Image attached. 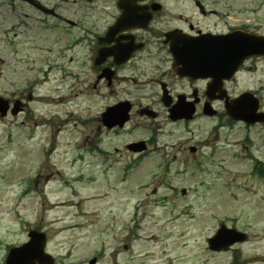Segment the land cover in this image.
<instances>
[{
  "label": "rangeland",
  "instance_id": "rangeland-1",
  "mask_svg": "<svg viewBox=\"0 0 264 264\" xmlns=\"http://www.w3.org/2000/svg\"><path fill=\"white\" fill-rule=\"evenodd\" d=\"M64 1L62 14L103 23ZM13 7L0 0V96L25 109L0 119V264L30 229L46 234L54 264L92 256L97 264H264V177L252 172L253 158L264 165V128L250 131L248 145L239 126L216 138L215 120L186 128L163 116L154 123L173 134L158 136L160 151L139 159L126 145L148 131L98 134L100 112L122 97L118 87L97 96L83 47L64 49L73 37L62 24L45 29L32 10ZM131 122L151 123L136 114ZM220 223L246 232V242L210 251L206 240Z\"/></svg>",
  "mask_w": 264,
  "mask_h": 264
},
{
  "label": "flooded vegetation",
  "instance_id": "flooded-vegetation-1",
  "mask_svg": "<svg viewBox=\"0 0 264 264\" xmlns=\"http://www.w3.org/2000/svg\"><path fill=\"white\" fill-rule=\"evenodd\" d=\"M119 1H70L72 5L89 10L88 18L94 14L105 17L103 23L90 26L89 21L84 20L83 25L84 44L88 43L84 54L92 74L87 85L99 92L97 96L105 97L106 91L118 87L122 96L119 100L129 101L139 114L142 107L153 110L151 106L156 102L162 105L161 97L165 92L171 105L181 101L183 96L185 101L196 100L194 105L198 110L209 103L216 109L217 116H222L225 102L231 104L245 94L243 107L248 110L256 107V113H264V12L261 14L264 2L241 7L217 0H178V3L175 0H142L130 4ZM59 8L55 4L50 9L55 12ZM52 16L56 22L69 23L58 14ZM134 16L132 23L144 24V28L129 26L115 33L111 44L124 46L125 51L105 56L95 64L99 48L109 47L101 45L108 28L122 17ZM205 34L211 35L209 46L202 43L208 38H203ZM183 39L199 41V49L207 46L205 49L210 48L213 58L227 60L223 63L227 78L222 80V90L214 91L211 99L206 89L208 84L217 86L215 79L180 77ZM170 41H174L179 50L171 52ZM138 44L141 48L135 49ZM117 55L126 58L125 61L117 63ZM235 64L239 67L233 72ZM155 114L158 118L159 114Z\"/></svg>",
  "mask_w": 264,
  "mask_h": 264
},
{
  "label": "water",
  "instance_id": "water-1",
  "mask_svg": "<svg viewBox=\"0 0 264 264\" xmlns=\"http://www.w3.org/2000/svg\"><path fill=\"white\" fill-rule=\"evenodd\" d=\"M7 110L6 102L0 99V114L4 116ZM18 107H15L12 111L13 114L17 113ZM118 112L116 109L111 108L108 119H106V123H111L116 118L121 119L123 121V117L121 115H125L127 109L120 110ZM192 109L186 110V115L191 114ZM172 117H179V113L173 110ZM30 241L25 243L20 247L11 248L5 264H53V259L51 256L44 252L45 245V236L42 233H38L35 231L29 232ZM245 240V235L235 230L226 229V227L221 226L220 229L216 232V234L207 240L209 249L213 251L227 250V248L235 242H242ZM94 261H91L90 264H93Z\"/></svg>",
  "mask_w": 264,
  "mask_h": 264
}]
</instances>
